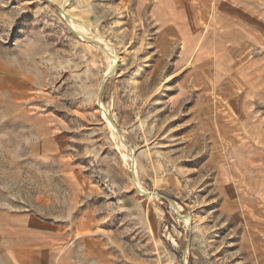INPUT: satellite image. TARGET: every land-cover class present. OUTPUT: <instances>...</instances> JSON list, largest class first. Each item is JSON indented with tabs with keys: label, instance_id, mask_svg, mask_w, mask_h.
I'll return each mask as SVG.
<instances>
[{
	"label": "rangeland",
	"instance_id": "1",
	"mask_svg": "<svg viewBox=\"0 0 264 264\" xmlns=\"http://www.w3.org/2000/svg\"><path fill=\"white\" fill-rule=\"evenodd\" d=\"M233 1L176 74L196 39L143 0H0V264H264V0Z\"/></svg>",
	"mask_w": 264,
	"mask_h": 264
},
{
	"label": "crops",
	"instance_id": "2",
	"mask_svg": "<svg viewBox=\"0 0 264 264\" xmlns=\"http://www.w3.org/2000/svg\"><path fill=\"white\" fill-rule=\"evenodd\" d=\"M198 1L201 2V4H198L200 8V5L202 6V2L205 0ZM208 1L210 3L208 14L203 6V10L200 11L199 9L197 16L192 14L193 6L190 3L191 0H143L141 2L143 8L147 7V12H149L151 19L155 22L154 25L159 28V32L164 36L168 35L172 37L174 42L179 43L181 51V30L188 28L196 39L195 48L189 56L185 57L181 52V56L177 62L179 69L176 74H181L192 69L193 71L202 69L204 72L206 65L212 64L213 57L212 55H204L205 59H203L201 56L202 51L210 48L219 50L221 47H224V44H227L231 34L236 39L237 36H234L236 32L241 28H248L245 21H242L243 17L240 15L241 8L239 4L233 0ZM207 16L209 17V24L205 27V25L201 24V21ZM196 18L197 21H194ZM203 28H208L206 33H203ZM203 36L205 37L204 40H202ZM221 43L223 46H221ZM193 60H197L196 66L201 64L202 67L189 68V66H192ZM213 63H216V61Z\"/></svg>",
	"mask_w": 264,
	"mask_h": 264
},
{
	"label": "bare ground",
	"instance_id": "3",
	"mask_svg": "<svg viewBox=\"0 0 264 264\" xmlns=\"http://www.w3.org/2000/svg\"><path fill=\"white\" fill-rule=\"evenodd\" d=\"M69 18V17H68ZM71 20V19H70ZM84 24V23H83ZM83 24H81V25H83ZM74 25H75V23H74ZM84 26H87L86 24H84ZM87 30H88V28L87 27H85ZM80 31H81V29H79ZM83 30V29H82ZM84 31V30H83ZM89 31V30H88ZM95 31V30H94ZM85 33H87L86 31H85ZM97 34H99V33H96V35ZM89 35H91V34H89ZM101 40V39H100ZM107 41V40H106ZM105 41V42H106ZM103 42V41H102ZM104 43V42H103ZM183 45V44H182ZM112 134H113V136H116L115 135V131L113 130L112 131ZM118 139V138H117ZM119 140V139H118ZM119 143H120V146H121V149H123V151H126V147H125V145L123 144V142H121V140H119ZM133 172H134V176H135V181L137 180V174H136V168H135V166H134V170H133ZM260 177V176H259ZM137 182V181H136ZM264 182V181H263ZM138 183V182H137ZM264 186V185H263Z\"/></svg>",
	"mask_w": 264,
	"mask_h": 264
},
{
	"label": "water",
	"instance_id": "4",
	"mask_svg": "<svg viewBox=\"0 0 264 264\" xmlns=\"http://www.w3.org/2000/svg\"><path fill=\"white\" fill-rule=\"evenodd\" d=\"M106 77H107V76H105V80H106ZM104 82H105V81H104ZM103 85H104V84H103ZM101 97H102V96H100V98H101ZM99 102H101V99H99Z\"/></svg>",
	"mask_w": 264,
	"mask_h": 264
}]
</instances>
